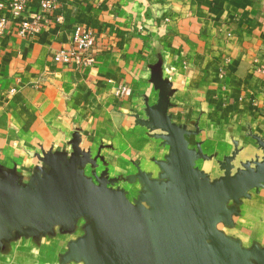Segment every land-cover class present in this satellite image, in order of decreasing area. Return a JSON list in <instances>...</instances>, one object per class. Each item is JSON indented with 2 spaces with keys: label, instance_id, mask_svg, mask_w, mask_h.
Segmentation results:
<instances>
[{
  "label": "crops",
  "instance_id": "0c3cea01",
  "mask_svg": "<svg viewBox=\"0 0 264 264\" xmlns=\"http://www.w3.org/2000/svg\"><path fill=\"white\" fill-rule=\"evenodd\" d=\"M53 1L21 37L38 0H0V264H166L173 140L209 185L264 161V0ZM78 28L92 63L56 62ZM223 207L201 248L264 264V184Z\"/></svg>",
  "mask_w": 264,
  "mask_h": 264
},
{
  "label": "water",
  "instance_id": "95a60500",
  "mask_svg": "<svg viewBox=\"0 0 264 264\" xmlns=\"http://www.w3.org/2000/svg\"><path fill=\"white\" fill-rule=\"evenodd\" d=\"M172 160L176 166L168 171L172 180L168 194L163 196L159 188L152 187L154 198L162 204L159 214L160 230L154 232L155 247H163V259L166 264H239L238 259L229 256L233 246L211 251L201 248L205 237H215L210 231L212 215L224 212L223 205L228 201L242 198L247 189L264 184V161L256 166L231 176L226 172L220 182L209 185L204 176L193 169V156L187 152L180 138L171 143ZM193 177L202 180L199 188L186 189ZM130 264H142L124 255Z\"/></svg>",
  "mask_w": 264,
  "mask_h": 264
},
{
  "label": "built area",
  "instance_id": "2783aa9c",
  "mask_svg": "<svg viewBox=\"0 0 264 264\" xmlns=\"http://www.w3.org/2000/svg\"><path fill=\"white\" fill-rule=\"evenodd\" d=\"M29 0H7L6 7L13 18H19L24 13ZM38 6L41 13L34 17L31 22L22 21L19 25L18 34L21 37H27L39 33L46 23V16L56 9V3L53 0H38ZM4 5L1 4L0 8ZM6 22L0 19V32L5 30ZM96 38L91 31H83L78 28L73 35V40L68 49L61 50L55 56L58 63L70 64L72 61L77 67L89 66L92 63L90 54L95 46ZM126 88L119 87L116 94L121 95Z\"/></svg>",
  "mask_w": 264,
  "mask_h": 264
}]
</instances>
